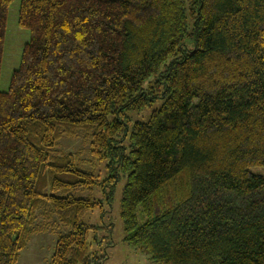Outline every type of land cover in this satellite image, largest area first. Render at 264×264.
Returning a JSON list of instances; mask_svg holds the SVG:
<instances>
[{
	"label": "trees",
	"instance_id": "1",
	"mask_svg": "<svg viewBox=\"0 0 264 264\" xmlns=\"http://www.w3.org/2000/svg\"><path fill=\"white\" fill-rule=\"evenodd\" d=\"M18 24L29 39L0 89V264L54 217L66 230L48 264H101L82 218L104 199L82 193L111 201L122 176L124 241L149 264H264V0H19ZM77 131L103 180L56 149Z\"/></svg>",
	"mask_w": 264,
	"mask_h": 264
},
{
	"label": "rangeland",
	"instance_id": "2",
	"mask_svg": "<svg viewBox=\"0 0 264 264\" xmlns=\"http://www.w3.org/2000/svg\"><path fill=\"white\" fill-rule=\"evenodd\" d=\"M18 7L19 0H13L9 8L0 74V89L2 90L8 87L11 73L18 67L24 44L29 39V31L18 24ZM155 106H159V103ZM150 110L151 108H146L143 112L132 115V121L147 120ZM56 149L77 155L80 158L78 160L80 167L92 172L98 180L101 181L106 177V161L100 163L91 161L89 141L83 131H77L75 136L61 137ZM124 183L125 178L122 176L115 186L111 201L106 199L100 185L93 192L82 193V195L104 199L101 208L87 212L82 218L84 222L99 227L96 232L89 235L88 241L91 250H95L98 256H103L101 264H149L150 255L146 250L130 246L124 241L123 222L120 216V199ZM38 221L41 220L38 219ZM140 221H142L141 218ZM47 225V229L32 235L27 245L20 251L16 264L49 263L57 235L59 232H64L66 228L62 224L55 223V217Z\"/></svg>",
	"mask_w": 264,
	"mask_h": 264
}]
</instances>
